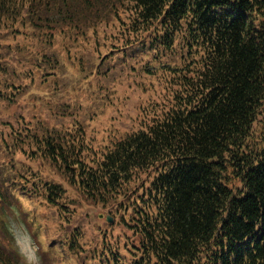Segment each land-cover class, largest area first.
Returning a JSON list of instances; mask_svg holds the SVG:
<instances>
[{"label": "trees", "instance_id": "1", "mask_svg": "<svg viewBox=\"0 0 264 264\" xmlns=\"http://www.w3.org/2000/svg\"><path fill=\"white\" fill-rule=\"evenodd\" d=\"M121 6L109 0H0V30L26 38L22 46L31 45L29 60L44 77L57 64L44 46H52L62 25L80 28L113 16L119 23L110 46L125 51L143 34L137 44L157 49L154 60L173 50L178 38L192 51L189 61L154 70L145 57L142 65L147 74L170 73L152 112L86 161L81 126L18 121L22 115L9 110L14 101L8 97L19 85L1 47L0 140H12L13 149L28 147V157L47 158L91 199L117 201L130 212L132 223L125 226L133 231L114 243L103 231L96 241L78 226L63 231L61 242L79 264H264V0H128L124 21ZM96 70L104 80L114 73L105 59ZM27 72L34 76L33 69ZM36 176L24 175L32 183L29 194L38 191L58 204L62 186ZM117 210L114 220L125 221ZM102 220L106 231L111 221ZM2 227L1 239L10 232L13 243L11 227ZM0 264L23 263L17 250L5 251L0 243Z\"/></svg>", "mask_w": 264, "mask_h": 264}, {"label": "rangeland", "instance_id": "2", "mask_svg": "<svg viewBox=\"0 0 264 264\" xmlns=\"http://www.w3.org/2000/svg\"><path fill=\"white\" fill-rule=\"evenodd\" d=\"M109 1L122 5L118 14L120 20L124 21L126 16L123 10L128 9V0ZM113 19V16L108 18L109 22L93 19L80 28L62 25L54 31L52 46H43L47 53L56 58L57 64L55 72L46 77L29 60L30 49H26L31 45L22 46L28 43L26 38L17 35L14 39L8 30H0V48L5 47L6 55H10L5 65L14 73L12 81L19 85L17 95L10 94L11 97H8L9 102L14 101L9 110L14 111L15 118L22 115L18 121L31 120L34 124L50 125L57 129L81 126L86 161L98 158L112 140L137 127L142 115L152 112L154 103H160L166 93L170 73L162 70L155 74L144 73L146 66L142 65L145 57L151 61L150 67L154 70L164 65L181 66L191 59L189 46L184 43L181 46L178 38L173 50H166L161 55L157 51L159 58L156 60L151 55L157 49L142 50L138 45L143 34L136 38L132 44L134 46L130 45L132 47L125 51L124 46L111 47V32L119 23ZM16 43L21 46L14 47ZM31 49L38 47L32 44ZM143 54L144 58H141ZM104 59L114 67L113 75L105 80L96 70ZM29 69H33V77L28 75ZM15 118L11 119L14 124L18 123ZM28 150V147L13 149L12 140L7 143L0 140V206L3 210L0 214V243L5 251L15 253L17 250L23 263L15 241H23L27 245L24 239L27 233L37 247L40 264H79V260L61 242L65 229L78 226L88 233L91 231L95 241L103 231V237L112 243L115 238L133 231L125 226L128 222L132 223L130 212L117 201L103 204L91 199L61 168L38 154L34 158L28 157ZM30 171L36 177L62 186L58 204L47 202L38 191L29 194L32 183L30 178L26 181L24 175ZM144 176H140L137 184ZM116 207L120 210L115 216L122 215L125 221L114 220L111 213L116 211ZM104 216L111 218V227L106 231L102 228L106 227L102 220ZM2 223H6L11 230L18 228L13 243L10 232L8 239L5 234L1 239ZM90 264L98 263L92 260Z\"/></svg>", "mask_w": 264, "mask_h": 264}, {"label": "clouds", "instance_id": "3", "mask_svg": "<svg viewBox=\"0 0 264 264\" xmlns=\"http://www.w3.org/2000/svg\"><path fill=\"white\" fill-rule=\"evenodd\" d=\"M18 228L12 229L13 236L15 237ZM24 239L28 242L27 245L23 241H15L18 251L23 258V264H40V257L36 245L32 242L30 234L25 233Z\"/></svg>", "mask_w": 264, "mask_h": 264}, {"label": "water", "instance_id": "4", "mask_svg": "<svg viewBox=\"0 0 264 264\" xmlns=\"http://www.w3.org/2000/svg\"><path fill=\"white\" fill-rule=\"evenodd\" d=\"M109 220H110V218H109Z\"/></svg>", "mask_w": 264, "mask_h": 264}]
</instances>
